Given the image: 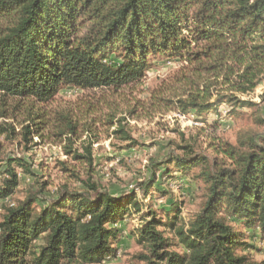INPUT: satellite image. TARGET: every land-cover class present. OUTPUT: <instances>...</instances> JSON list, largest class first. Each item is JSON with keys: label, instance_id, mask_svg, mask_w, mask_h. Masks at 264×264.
Wrapping results in <instances>:
<instances>
[{"label": "trees", "instance_id": "trees-1", "mask_svg": "<svg viewBox=\"0 0 264 264\" xmlns=\"http://www.w3.org/2000/svg\"><path fill=\"white\" fill-rule=\"evenodd\" d=\"M153 59L181 64L182 98H163L181 115L218 111L222 104L234 114L253 106L238 95L264 81V0H0L2 98L43 105L63 87L118 91L142 81ZM194 76L223 77L227 89L212 100L214 83ZM187 84L199 92H187ZM32 122L40 136L43 116L35 114ZM117 123L109 137L133 147L131 132ZM64 128L62 135L77 136L71 120ZM243 145L244 153L218 151L232 164L215 172L189 146L154 165L141 185L145 196L153 188L162 193L156 188L161 167V177H172V165L185 177L202 168L197 178L206 184L205 201L189 222L176 201L158 210L162 215L142 213L135 191L113 195L92 182L84 191L64 187L51 200L41 197L42 188L12 203L21 182L15 166L34 174L24 160L9 161L5 171L0 168V264H103L117 256L121 231L115 225L135 213L142 214L133 236L145 249L139 257L144 264H264L249 253L264 242V138ZM91 147L89 141L84 153L71 147L66 154L92 165Z\"/></svg>", "mask_w": 264, "mask_h": 264}, {"label": "rangeland", "instance_id": "rangeland-1", "mask_svg": "<svg viewBox=\"0 0 264 264\" xmlns=\"http://www.w3.org/2000/svg\"><path fill=\"white\" fill-rule=\"evenodd\" d=\"M153 63L142 81L118 91L63 87L53 101L43 105L0 96V168L5 171L9 161L21 159L34 174H25L15 166L21 182L11 202L17 204L30 195H38L42 188L46 193L41 197L51 200L64 187L84 191L87 182H92L113 195L135 191L143 204L142 213L156 210L162 215L158 210H170L176 201L181 204V217L189 222L205 201L206 184L197 178L202 168L194 169L185 177L172 165L169 169L172 177H161L160 166L156 188L162 193L153 188L145 196L141 185L150 180L155 164L163 165L169 158L185 154L182 149L185 146L191 147L195 156L208 158L210 164L206 169L215 172L232 164L228 156L218 151L234 147L244 153L247 151L244 143L252 138L260 143L264 138V81L253 93L238 95L253 106L238 108L236 114L222 104L218 111L181 115L176 107L170 109L163 101V98L177 101L184 94L180 79L185 72L181 64L175 60L161 63L156 59ZM193 80L201 81L196 76ZM201 82L214 83L212 100L217 92L227 89L223 77L216 81L205 76ZM186 88L187 92H199L195 85L192 88L187 84ZM38 113L45 122L40 125V136L32 122ZM68 119L77 125L76 137L61 134ZM118 120L131 132L135 140L133 147L127 148L130 145L109 137L115 132ZM26 127H30L31 135L24 134ZM89 141L92 165L66 154L71 147L84 153ZM3 213L0 208V221ZM141 215L135 213L115 225L121 231L119 243L115 245L117 256L103 264H144L139 257L145 249L133 236L141 226ZM167 236L178 244L174 234L167 233ZM256 244L258 250L253 248L249 253L254 260L264 261V242ZM174 250L179 251L176 247Z\"/></svg>", "mask_w": 264, "mask_h": 264}]
</instances>
